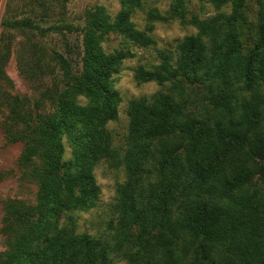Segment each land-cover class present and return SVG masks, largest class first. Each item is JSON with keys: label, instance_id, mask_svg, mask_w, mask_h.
Here are the masks:
<instances>
[{"label": "trees", "instance_id": "trees-1", "mask_svg": "<svg viewBox=\"0 0 264 264\" xmlns=\"http://www.w3.org/2000/svg\"><path fill=\"white\" fill-rule=\"evenodd\" d=\"M244 1H233L229 15H172L197 33L179 40L174 54L160 51L157 64L135 69L137 83L175 84L128 102L123 154L106 127L117 117L113 76L132 55L130 45L147 48L154 39L127 15L111 18L102 8L76 28L61 22L64 9L42 31H56L66 44L80 32L79 59L70 47L54 55L67 85L56 111H23L18 98L7 105L6 132L24 144L19 163L32 169L40 191L34 204L7 206L2 232L11 247L0 264H264V12L244 35ZM18 23L32 27L28 19ZM112 33L122 39L106 51ZM184 81L203 89L210 109ZM64 135L80 142L68 161ZM103 159L123 164L127 175L110 239L77 234L71 214L96 203L91 169ZM255 175L260 187L250 193Z\"/></svg>", "mask_w": 264, "mask_h": 264}, {"label": "rangeland", "instance_id": "rangeland-1", "mask_svg": "<svg viewBox=\"0 0 264 264\" xmlns=\"http://www.w3.org/2000/svg\"><path fill=\"white\" fill-rule=\"evenodd\" d=\"M233 1L236 0L220 6L211 0H68L64 6L60 0H43V4L39 0H6L0 3V253L11 247L10 241L2 232L7 206L17 201L34 204L40 191V185L31 175L32 169L22 167L19 163L25 154L24 144L12 141L6 132V125L11 122L7 117V105L18 98L23 111H56V99L67 85L54 55H63L67 47H70V56L76 58L77 51H80V32L69 34V45L56 31H42L50 29L64 9L61 22H67L76 28L84 24L89 12L102 8L111 18L119 14L127 15L128 21L137 30L145 31L154 39V43L147 48L130 45L132 55L122 61L119 72L113 76V89L119 94V101L116 102L117 117L108 122L106 127L111 132L113 146L123 154L127 149L128 102L150 98L158 92L168 93L172 84H175L137 83L134 80L135 69L157 64L160 51L174 54L179 40L197 33L194 27L183 26L177 19H172V15H198L201 18L229 15L234 7ZM263 12L264 0L244 1L238 13L246 17L244 35L255 29L256 15ZM148 15H159L161 18L149 19ZM26 19L31 21L32 27L18 23ZM121 39L120 35L109 34L108 42L102 43V46L106 51H111L119 46ZM184 84L202 105L211 108L202 88L188 81H184ZM39 100L41 104L39 108H35ZM78 101L85 103L82 96L78 97ZM62 145L63 161L72 159L75 150L80 148L79 141H70L65 135L62 136ZM91 172L100 190L99 197L92 207L71 212L75 232L110 239L114 234L113 227L117 218L114 210L117 189L125 183L126 171L123 164L103 159L92 167ZM259 187L258 175H255L248 186L250 193Z\"/></svg>", "mask_w": 264, "mask_h": 264}, {"label": "crops", "instance_id": "crops-1", "mask_svg": "<svg viewBox=\"0 0 264 264\" xmlns=\"http://www.w3.org/2000/svg\"><path fill=\"white\" fill-rule=\"evenodd\" d=\"M5 1H6V0H0V3H1V2H5Z\"/></svg>", "mask_w": 264, "mask_h": 264}]
</instances>
